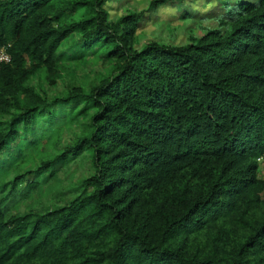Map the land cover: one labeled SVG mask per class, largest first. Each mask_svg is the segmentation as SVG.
Wrapping results in <instances>:
<instances>
[{
  "label": "trees",
  "instance_id": "trees-1",
  "mask_svg": "<svg viewBox=\"0 0 264 264\" xmlns=\"http://www.w3.org/2000/svg\"><path fill=\"white\" fill-rule=\"evenodd\" d=\"M224 5L223 30L138 49L141 14L112 21L105 0H0V47L12 56L0 69V118L10 116L0 120V178L84 115V136L43 160L27 187L83 151L94 168L53 211L9 215L24 175L7 194L0 186V264H264V218L255 217L264 208V0ZM77 33L70 58L104 53L112 70L90 91L50 101L27 83L42 69L55 76ZM41 120L48 128L32 127ZM217 224L248 233L233 258L192 253Z\"/></svg>",
  "mask_w": 264,
  "mask_h": 264
},
{
  "label": "rangeland",
  "instance_id": "rangeland-1",
  "mask_svg": "<svg viewBox=\"0 0 264 264\" xmlns=\"http://www.w3.org/2000/svg\"><path fill=\"white\" fill-rule=\"evenodd\" d=\"M153 1L157 0H105V8L112 21L128 14H141L135 43L138 49L149 43L175 47L187 46L195 39L207 35L211 30H223L219 15L225 10L224 3L228 2L236 6L240 0H166L159 7L157 5L160 3L152 6ZM81 40V34L77 33L63 42L60 51L62 58L56 65L55 76L42 69L31 76L27 85L50 101L69 93L75 87L88 92L97 86L110 74L112 63L104 53L101 56L89 54L84 58H70L75 55V46ZM62 116L61 112L57 114L59 118ZM9 119V115L0 118L2 122ZM88 125L89 116L86 115L64 123V129L56 137L54 146L41 152H27L30 155L28 166L11 172L5 179L0 178L3 194H7L12 190L15 178L24 175L15 188L17 192H22L19 196L20 201L14 204L17 207H11L9 215L53 211L67 205L79 194L82 181L94 172L88 151H83L76 157H69L65 163H59L55 167V175L49 172L39 175L44 181L40 188L29 191L27 185L35 179L33 170L39 169L43 160L53 159L66 148L75 145L84 136ZM32 127L40 131L41 128H48V125L41 120ZM26 137L28 141L33 139L29 134ZM14 148L15 144L11 142L2 156L8 157ZM47 153L49 155H46ZM259 165V173L264 176V161ZM255 217L262 220L264 208L256 212ZM247 236V232L225 224H217L197 237L192 243V253L205 257L215 252L219 257L230 260L233 258L234 248Z\"/></svg>",
  "mask_w": 264,
  "mask_h": 264
},
{
  "label": "built area",
  "instance_id": "built-area-1",
  "mask_svg": "<svg viewBox=\"0 0 264 264\" xmlns=\"http://www.w3.org/2000/svg\"><path fill=\"white\" fill-rule=\"evenodd\" d=\"M9 45H5L0 47V69L2 68V66L4 64H7L9 62H11L12 60V56L11 53L9 51ZM262 161H264V154L262 156H260L258 158V162L261 163Z\"/></svg>",
  "mask_w": 264,
  "mask_h": 264
}]
</instances>
